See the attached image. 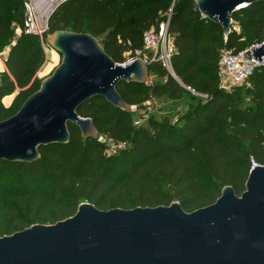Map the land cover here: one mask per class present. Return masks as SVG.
<instances>
[{"label": "trees", "instance_id": "1", "mask_svg": "<svg viewBox=\"0 0 264 264\" xmlns=\"http://www.w3.org/2000/svg\"><path fill=\"white\" fill-rule=\"evenodd\" d=\"M24 2L0 0V53L15 35L13 25H24ZM233 21L240 31L225 41L222 26L204 18L192 0H67L60 5L49 20L48 35L71 31L103 38L100 44L118 64L126 53L143 49L146 32L169 22L176 50L172 73L153 63L150 75L158 80L153 85L119 83L118 92L131 107L154 97L179 100L192 91L200 97L175 121L168 116L151 118L148 127L140 128L133 126L128 111L103 97L93 98L78 114L93 121L97 137L83 139L69 124L70 143L41 147L37 162L1 161L0 199L6 188L23 184L30 189L15 192L10 199L20 207L41 206L34 223L56 224L75 216L84 202L102 211L178 202L192 213L213 205L225 187L241 196L252 160L264 165V67L255 69L247 85L231 92L219 89L217 72L222 47L240 53L264 43V3L235 13ZM44 61L40 37L22 33L5 62L10 75L2 78L0 121L14 116L40 89L32 79ZM17 90L7 106L4 100ZM103 138L127 146L110 157ZM48 179L51 195L32 189L37 181ZM62 196L67 199L61 201ZM7 209L0 203V224ZM8 220L11 225L0 228V235H11L14 227L26 224H13V215Z\"/></svg>", "mask_w": 264, "mask_h": 264}, {"label": "water", "instance_id": "2", "mask_svg": "<svg viewBox=\"0 0 264 264\" xmlns=\"http://www.w3.org/2000/svg\"><path fill=\"white\" fill-rule=\"evenodd\" d=\"M258 3L264 0H195L225 37L233 32V15ZM48 44L62 62L14 116L0 121V162H37L41 147L70 143L69 124L83 139L96 138L93 121L78 109L103 97L130 112L119 83L146 84L150 78L141 59L119 65L91 34L57 31ZM244 58L264 67V44ZM0 264H264V165L251 169L241 196L225 187L213 205L192 213L178 202L109 211L83 203L64 221L0 238Z\"/></svg>", "mask_w": 264, "mask_h": 264}, {"label": "built area", "instance_id": "3", "mask_svg": "<svg viewBox=\"0 0 264 264\" xmlns=\"http://www.w3.org/2000/svg\"><path fill=\"white\" fill-rule=\"evenodd\" d=\"M66 1L25 0L24 25L21 28V32L26 35L39 36L42 40V37L48 34L51 16ZM192 1L195 2V0ZM168 28L169 22L161 23L158 27L151 28L144 35L143 49L135 55L126 53L128 57H126L123 63H119V65L126 66L137 59H141L148 66L153 63H161L164 68L172 73V56L176 50L173 40L169 35ZM233 31L239 32L235 24H233ZM226 40L227 37H225ZM261 44L253 45L252 47ZM246 51L236 53L233 50L222 47L217 72L218 87L220 90L231 92L238 87L247 85L255 69L261 67L258 61L244 58ZM192 92L194 93V91ZM104 139L117 146L119 148L118 152H121L127 146L126 143H117L110 138ZM105 152L107 155L109 154L106 145ZM258 166L260 165L255 160H252V169Z\"/></svg>", "mask_w": 264, "mask_h": 264}, {"label": "rangeland", "instance_id": "4", "mask_svg": "<svg viewBox=\"0 0 264 264\" xmlns=\"http://www.w3.org/2000/svg\"><path fill=\"white\" fill-rule=\"evenodd\" d=\"M15 35L12 39V41L5 45L2 52L0 53V62L3 63L4 71H0V80L2 81V78L4 75H8V70L6 68V59L8 56V53L11 49V47L15 44L17 39L22 35L21 28L18 25H13ZM239 29V28H238ZM240 31V30H239ZM48 34L44 35L42 37V40L40 39L43 51L45 53V61L37 74L33 77L32 83L36 82L41 86V83L50 77L54 71L57 69V67L62 62V55L54 50L49 44H48ZM99 42H103V38L98 39ZM132 54V53H129ZM135 55V54H132ZM128 57V54L124 55V60ZM10 75V74H9ZM158 82L157 79L154 78V76L150 75L149 80L147 81V85H153V83ZM20 92V90H17L13 96L7 97L4 101L7 106L10 105L11 101L14 99V97ZM245 96V95H244ZM195 97L197 96L195 93H191V95L184 97L179 100H172L170 98L164 97V98H152L148 102H145L141 105L132 106L131 110L129 112L131 116V121L134 127L140 128V127H148L149 121L151 118L155 119H161L164 116H168L171 118L172 121H175L181 113L187 111L189 108L194 106L197 102H195ZM246 100V104H249V100ZM103 141L105 142L108 155L110 157L119 155L120 152H118L119 148L115 146L113 143L105 140L103 138ZM47 185H49V179L46 181H37L36 184H33L32 189L36 190L37 193L41 196H48L51 195V191L49 188H47ZM29 190V187H23V184H18L16 187H9L8 189H5V196L0 199V203L2 206L7 207L4 214L5 222L0 224V228L7 229L8 226L11 225V222L8 220V218L13 215L15 217L13 224H19L22 225L23 223H26L22 227H14L10 233L11 235L24 231L34 225H54V224H45L42 222L34 223L35 219L39 217L40 213V207H30L29 205H25L24 207H20L17 205L16 201L13 199H10L14 196L15 192H21L24 190ZM67 199L66 196H62L61 201ZM87 203V202H84ZM83 204V203H82ZM205 208V207H204ZM117 209V208H114ZM202 209V208H200ZM112 210V209H111ZM199 209L194 210L193 212L197 211ZM10 236L7 234L0 235V238Z\"/></svg>", "mask_w": 264, "mask_h": 264}, {"label": "bare ground", "instance_id": "5", "mask_svg": "<svg viewBox=\"0 0 264 264\" xmlns=\"http://www.w3.org/2000/svg\"><path fill=\"white\" fill-rule=\"evenodd\" d=\"M3 69H4L3 63L0 62V71H4Z\"/></svg>", "mask_w": 264, "mask_h": 264}]
</instances>
